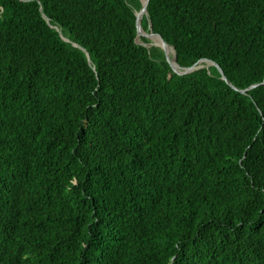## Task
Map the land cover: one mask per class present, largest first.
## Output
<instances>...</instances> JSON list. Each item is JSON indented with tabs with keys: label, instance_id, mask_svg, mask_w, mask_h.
<instances>
[{
	"label": "trees",
	"instance_id": "1",
	"mask_svg": "<svg viewBox=\"0 0 264 264\" xmlns=\"http://www.w3.org/2000/svg\"><path fill=\"white\" fill-rule=\"evenodd\" d=\"M140 9L0 0V264H264V0Z\"/></svg>",
	"mask_w": 264,
	"mask_h": 264
},
{
	"label": "water",
	"instance_id": "2",
	"mask_svg": "<svg viewBox=\"0 0 264 264\" xmlns=\"http://www.w3.org/2000/svg\"><path fill=\"white\" fill-rule=\"evenodd\" d=\"M139 1L141 2V9H140L139 13L137 14V32H136V39H135V42L138 45L144 46L147 49H149L151 47L160 48L164 52L166 59H167L168 63L170 64L172 70L179 75L189 74L195 70H198V69L203 67V65H200V64L205 63V64H208L209 66H214L215 68H217V70L219 71V73L221 75V78L225 82L229 83L228 80L226 79L223 71L221 70V68L215 62H212L209 60H202V61L198 62L197 64L191 66L190 68L181 69L180 66L177 64L175 49L172 46L168 45L167 43H165L163 41H160L159 45L154 44L152 42L151 37L153 36V34H152L151 24L149 21H148L149 33L146 34L144 32V30L142 29L141 22H142L143 17L145 16L146 18H148L147 5H148L149 0H139ZM140 34H144V36L149 40V42L148 43L141 42L139 40ZM167 47L171 48V50H172L171 55L167 51ZM254 87H256V85L251 86L249 89L254 88ZM240 92L244 94L246 91H240Z\"/></svg>",
	"mask_w": 264,
	"mask_h": 264
},
{
	"label": "bare ground",
	"instance_id": "3",
	"mask_svg": "<svg viewBox=\"0 0 264 264\" xmlns=\"http://www.w3.org/2000/svg\"><path fill=\"white\" fill-rule=\"evenodd\" d=\"M151 40L154 41V42H153L154 44H157V45L160 44L159 42H157V41L154 40L153 36L151 37ZM167 51H168V52L170 53V55H171L172 50H171L170 47H167Z\"/></svg>",
	"mask_w": 264,
	"mask_h": 264
}]
</instances>
